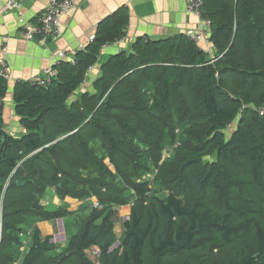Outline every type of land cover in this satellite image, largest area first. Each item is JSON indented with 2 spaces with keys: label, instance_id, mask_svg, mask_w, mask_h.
Segmentation results:
<instances>
[{
  "label": "trees",
  "instance_id": "trees-1",
  "mask_svg": "<svg viewBox=\"0 0 264 264\" xmlns=\"http://www.w3.org/2000/svg\"><path fill=\"white\" fill-rule=\"evenodd\" d=\"M202 16L213 59L184 35L141 38L72 100L126 36L121 8L45 87L15 84L20 137L1 133L0 78V264H264V0H204ZM50 189L87 203L63 250L38 227L73 215L42 205Z\"/></svg>",
  "mask_w": 264,
  "mask_h": 264
},
{
  "label": "crops",
  "instance_id": "crops-1",
  "mask_svg": "<svg viewBox=\"0 0 264 264\" xmlns=\"http://www.w3.org/2000/svg\"><path fill=\"white\" fill-rule=\"evenodd\" d=\"M51 1L23 0L19 10L0 12V53L7 60L10 73L9 93L4 100L3 130L10 136L20 137L27 132L22 119L15 114L13 101L15 84L42 77L46 69L52 68L59 61L61 52L66 51L71 58H74L80 50L88 46L99 24L121 8L129 13L126 36L101 50L99 63L72 100L81 97L85 92H92L93 83L100 77V66L112 55L120 52L131 53L136 40L141 38L150 41L166 40L180 35L186 36L187 31H196L203 27V20L189 13L185 0H76L75 8L61 19L62 34L58 39L48 44H43L37 38L27 40L23 35L25 27L38 24L39 18L47 11ZM198 46L209 54L210 59L216 56V49L211 44L210 38L209 41H202ZM170 150L172 149H168ZM42 205L50 210L66 208L73 214L38 224L41 234L44 237H51L52 241L63 250L76 231L77 216L87 213L85 210L87 203L72 198L61 200L55 191L50 189L45 194ZM130 214V206L118 209L120 222L129 220ZM120 222L115 226L117 242L112 250L119 248L121 244L123 233ZM89 254L97 260L100 251L98 248H93Z\"/></svg>",
  "mask_w": 264,
  "mask_h": 264
},
{
  "label": "built area",
  "instance_id": "built-area-1",
  "mask_svg": "<svg viewBox=\"0 0 264 264\" xmlns=\"http://www.w3.org/2000/svg\"><path fill=\"white\" fill-rule=\"evenodd\" d=\"M22 1L23 0H7L4 2L3 0H0V12L7 13L10 10H19L21 8ZM185 1L187 3L189 13L195 14L203 20V27L197 29L196 31H187L186 38L196 44H199L202 41H209L211 22L202 16L204 0ZM75 5L76 0H52L47 11L39 18L38 24L28 25L25 27L23 31L24 37L27 40H34L37 38L43 44H48L50 41L58 39L62 34L61 19L63 16L69 14L75 8ZM92 40H94V37H91L90 41ZM66 60L75 63L74 58H71L68 52H61L59 54V61ZM94 69L95 65L91 66L87 70L85 79L90 76ZM56 75L57 72L53 68H48L44 71V75L42 77H37L29 82L45 87L51 79L56 77ZM0 78L6 81H9L10 79L9 66L2 53H0ZM259 112L261 115H264V108L260 109ZM170 152L171 150L167 152L168 156ZM150 178H153L152 175ZM92 204L94 208L100 209V205L96 200H93Z\"/></svg>",
  "mask_w": 264,
  "mask_h": 264
},
{
  "label": "water",
  "instance_id": "water-1",
  "mask_svg": "<svg viewBox=\"0 0 264 264\" xmlns=\"http://www.w3.org/2000/svg\"><path fill=\"white\" fill-rule=\"evenodd\" d=\"M153 114H154L155 116H157V113H156V112H153ZM1 133H2L3 136L6 135V133H5L4 131H2ZM19 185H20V186H23V184H19Z\"/></svg>",
  "mask_w": 264,
  "mask_h": 264
}]
</instances>
